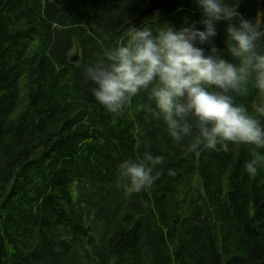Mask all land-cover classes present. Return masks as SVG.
<instances>
[{
  "label": "trees",
  "instance_id": "trees-1",
  "mask_svg": "<svg viewBox=\"0 0 264 264\" xmlns=\"http://www.w3.org/2000/svg\"><path fill=\"white\" fill-rule=\"evenodd\" d=\"M146 1L0 0V264H264V167L246 173L250 148L185 154L146 93L111 114L84 81L131 26L204 30L194 0L138 17ZM238 11L264 29V0ZM227 27L198 46L235 64ZM237 102L254 112L255 90ZM144 151L164 164L129 195L120 165Z\"/></svg>",
  "mask_w": 264,
  "mask_h": 264
},
{
  "label": "clouds",
  "instance_id": "clouds-1",
  "mask_svg": "<svg viewBox=\"0 0 264 264\" xmlns=\"http://www.w3.org/2000/svg\"><path fill=\"white\" fill-rule=\"evenodd\" d=\"M204 19V30L194 25L176 30L131 26L121 44L106 49L83 67L84 81L96 102L108 113L119 114L130 100L146 93L154 104L153 118L163 121L167 136L185 154L246 146L252 159L245 171L255 177L264 167V29L239 11V0H194ZM226 22L227 48L238 63L219 56L216 47L205 54L204 45ZM254 89V112L238 97ZM165 157L144 151L142 159H126L120 175L126 192L147 190L157 178L154 170Z\"/></svg>",
  "mask_w": 264,
  "mask_h": 264
},
{
  "label": "water",
  "instance_id": "water-1",
  "mask_svg": "<svg viewBox=\"0 0 264 264\" xmlns=\"http://www.w3.org/2000/svg\"><path fill=\"white\" fill-rule=\"evenodd\" d=\"M181 0H147L146 3L142 6L138 17H142L147 13L155 11L160 8L171 7L174 4L178 3ZM77 56H74L72 60H75Z\"/></svg>",
  "mask_w": 264,
  "mask_h": 264
}]
</instances>
